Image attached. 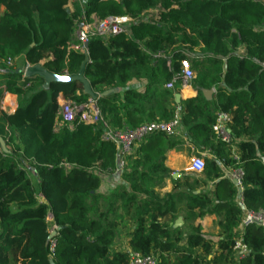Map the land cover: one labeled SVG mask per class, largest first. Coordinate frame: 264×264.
<instances>
[{"label": "trees", "instance_id": "1", "mask_svg": "<svg viewBox=\"0 0 264 264\" xmlns=\"http://www.w3.org/2000/svg\"><path fill=\"white\" fill-rule=\"evenodd\" d=\"M68 1L0 0V138L8 149L0 144V264H129L132 254L154 256L158 264H264V228L257 224L243 232L249 254L238 260L234 251L244 209L264 213V1L80 0L69 16ZM154 9L157 20H141ZM111 16L136 20L130 34L92 39L87 52L72 48L79 21ZM159 52L170 66L166 58L154 59ZM186 58L198 91L178 107L180 88L165 85ZM84 64L108 125L123 130L169 122L179 108L190 144L212 156L205 170L173 180L166 154L185 142L154 134L115 173L117 149L103 139L104 129L60 118V96L77 106L91 100L82 84L46 88L42 77L23 73V65H42L75 76ZM212 88L216 94L207 99L204 92ZM5 93L18 99L12 114L1 109ZM218 113L231 119L232 146L213 131ZM226 170L243 173V207ZM103 174L118 183L109 195L101 193ZM167 180L173 190L163 194L157 189ZM207 215L219 218L218 238L204 235L201 226L191 225L186 235L185 228H174L180 216L192 222ZM168 217L169 224L162 221ZM122 221L130 223V251L115 249Z\"/></svg>", "mask_w": 264, "mask_h": 264}, {"label": "built area", "instance_id": "2", "mask_svg": "<svg viewBox=\"0 0 264 264\" xmlns=\"http://www.w3.org/2000/svg\"><path fill=\"white\" fill-rule=\"evenodd\" d=\"M80 1V0H79ZM107 1V0H101ZM160 14L159 9L150 10L144 13L141 17L142 21H152L157 20ZM136 20L128 17H108L105 20H98L93 18L92 21H86L83 19L78 22L76 29V44L72 45V48L79 49L82 52H87L88 43L92 39H103L104 41L109 40L112 37L119 35H129L131 31L132 24ZM188 56V55H187ZM166 58L168 61V66L171 65V59L159 52L154 55V59ZM8 64L12 65V61L9 60ZM181 71L180 73L173 76V78L165 85L168 90H175L176 87L180 89H188L195 79V72L191 66L190 60L181 61ZM24 77H26L24 75ZM60 118L63 123L71 125L73 122L78 121L85 125H97L104 129L103 139L105 141L115 144L117 149V168L115 173H121L125 170L127 166L128 158L133 154L138 143L145 141L149 136L154 134H164L169 137L180 136L184 142L190 146L188 137L184 135L181 130L180 124V109L177 108L173 119L169 122L156 121L152 123H147L136 128H126L123 130L114 129L104 119L96 101L90 100L87 104L77 106L70 102H65L61 106ZM231 119L227 114L218 113L216 124L213 126V131L216 133L217 137L223 142L233 145V138L231 136V131L228 128ZM61 128L58 126L57 131ZM234 148V147H233ZM234 159L238 160V156L233 153ZM206 168L205 154L197 153L190 159V172L197 174L202 173ZM229 176V175H228ZM242 176L241 171H232L231 179L233 182H237L236 187L241 189L242 187ZM235 184V183H234ZM243 207V204L241 205ZM244 219L242 225L240 226L242 230L239 229V235L235 243L234 251L236 253L237 259H243L249 254V249L244 244L243 232L245 227L253 224H257L264 228V213H252L244 209ZM55 233V232H54ZM54 235V234H53ZM55 244H53V247ZM129 264H158L157 259L154 256H144L141 254H132Z\"/></svg>", "mask_w": 264, "mask_h": 264}, {"label": "crops", "instance_id": "3", "mask_svg": "<svg viewBox=\"0 0 264 264\" xmlns=\"http://www.w3.org/2000/svg\"><path fill=\"white\" fill-rule=\"evenodd\" d=\"M255 1H264V0H255ZM71 2H70V4H68V8L71 5ZM68 3H69V1H68ZM0 12H2V14H0V16L2 17L4 12H5V7L4 6H1ZM67 12L68 13L72 12V9L68 10ZM197 44L198 45L201 44V40L200 39H198ZM239 55L241 57H245L246 56L244 50H242V49L239 50ZM19 59L22 62L21 58L15 59V62L17 63V61ZM23 66H24L23 69L25 68L23 71H26V69L28 67H30L28 65H26V66L23 65ZM23 73L25 75L26 72H23ZM2 76H3V70H2V66L0 64V90L1 89L3 90L5 88L3 86V81L4 80H3ZM207 91H211L212 92L210 97H206L205 96L207 99H211L216 94L215 88H212L211 90H207ZM207 91H205L204 94ZM177 94H181L182 95L181 101L186 100V99L191 98V97H196L197 96V92L192 91L191 87L188 88V89H184V90L180 89V92H175V96ZM65 102L66 101L63 98V96H60L59 99H58V103H59L60 107ZM17 105H18V99H17V97L15 95L8 94V93L4 94V97H3L2 101H1V109L3 111H5V112H7L9 114H12V113L15 112V110L17 108ZM232 152L234 154H236L237 156L239 155L238 149L236 147L233 148ZM197 153L205 154V159H207L209 157L210 158L212 157L208 152H199L193 146H190V145L184 143V145L178 146V147H176V148H174L172 150H169L167 152L165 164L171 171H173V174L174 173H178V174L181 175L180 178H178V179H182V178H184V175H186L187 173L190 172V170H189L190 169V159H191V157H193ZM229 172H231V171L226 170V174L227 175H229ZM212 185L210 184L209 188H211ZM172 190H173V183H172L171 180H167L164 188L161 191H163L165 193L166 192L169 193ZM198 192H200V191H198ZM238 192H240V193H239V198H237V202L239 203V205H242V202H243L242 201V193H241V190L239 188H238ZM40 202L41 203L43 202V198L42 197L40 199ZM180 217L183 219V225H182L183 229L185 228L186 223H190V224L195 225V226H201L203 234L208 236L209 238L215 239V238H218L220 236V228L218 226L219 218H218L217 215H207V216H205L202 219L198 218V219H196V220H194L192 222H187L186 220H184V216H180ZM162 221L163 222H168V221H170V217H168L166 219H163ZM240 230H242L241 227H240ZM215 247L218 250V247L217 246H215ZM125 249L130 251V248L128 246L126 248L122 249V250H125Z\"/></svg>", "mask_w": 264, "mask_h": 264}, {"label": "water", "instance_id": "4", "mask_svg": "<svg viewBox=\"0 0 264 264\" xmlns=\"http://www.w3.org/2000/svg\"><path fill=\"white\" fill-rule=\"evenodd\" d=\"M88 47V46H86ZM85 65L83 66L82 70L75 76H58V75H55L53 73H50L48 72L42 65H36V66H30L26 69V73H25V76L28 77V78H31V77H34V76H39V77H42L45 81V87L47 88L51 83H62V82H79L82 84L83 86V89H84V92L85 94L89 95L91 97L92 100L94 101H97L100 96L96 93L93 92L91 86H90V83L86 80V78L84 77V69H85ZM108 92H106L104 95H107ZM212 94L211 91H207L205 93V96L206 97H210V95ZM176 98V102L178 104L181 103V98H182V95L181 94H177L175 96ZM0 144H1V148L4 152L8 153V149L6 147V144L5 142L3 141V139L0 138ZM180 174L178 173H174L172 178L174 180H177L178 178H180ZM235 185H237V182H235ZM183 225V219L181 217H179L175 224H174V228H180L182 227ZM52 238V235L50 237V240Z\"/></svg>", "mask_w": 264, "mask_h": 264}, {"label": "rangeland", "instance_id": "5", "mask_svg": "<svg viewBox=\"0 0 264 264\" xmlns=\"http://www.w3.org/2000/svg\"><path fill=\"white\" fill-rule=\"evenodd\" d=\"M72 1V2H71ZM70 2H71V5L69 6V8H68V4H70ZM77 2H79V0H69V3H67L66 5H65V11H67V10H70V9H72V12H70V13H65V14H67L68 16L69 15H71L72 13H73V11H74V9H75V4L77 3ZM153 11V10H152ZM0 14H2V12H0ZM1 17V16H0ZM76 41H77V37H76V30H75V32H74V35L72 36V43L73 44H76ZM23 62H21V60L19 59L18 61H17V64L18 65H21ZM25 69V68H24ZM23 69V70H24ZM24 72H26V71H24ZM196 72H195V79H196ZM195 79H194V81H193V83L191 84V89H192V91H195V92H197L198 91V87L196 86V84H195ZM176 102V101H175ZM176 104H177V102H176ZM180 105L181 104H177V106L178 107H180ZM210 158V157H209ZM229 171H233V170H229ZM231 172H229V176L231 177ZM104 176H103V181H104V183H103V186H102V195H109L110 194V192H112V191H114V189H116L117 188V185H118V183H116V181L114 180V176H112L111 174H103ZM113 175H115V174H113ZM184 178H182V180H183ZM234 180V179H233ZM240 189V188H239ZM159 192H161V193H165V192H163V191H160V189H157ZM241 190V189H240ZM167 193V192H166ZM239 193L240 192H238V195H237V198H239ZM184 208H185V204H182V206L180 207V210L181 211H183L184 210ZM51 216V215H50ZM49 216V217H50ZM48 217V222H49V225H50V232H51V234L53 235L54 234V232H55V228L53 227V225H52V220H51V217L49 218ZM171 221H168V222H165V223H170ZM126 225H128V226H126ZM191 225L192 224H190V223H186V226H185V229H184V234L186 235V233H189L190 232V227H191ZM120 229H121V240L120 241H118V243H117V245H116V247H115V249L117 250H122V249H124V248H126L127 246H128V241H129V234H128V232H129V229L130 228H128V227H130V223H128V222H120ZM218 247V246H217ZM214 252L215 253H218L217 252V248L216 247H214Z\"/></svg>", "mask_w": 264, "mask_h": 264}]
</instances>
